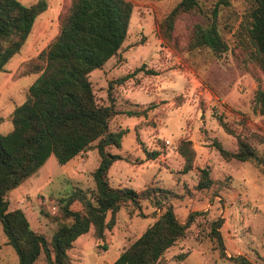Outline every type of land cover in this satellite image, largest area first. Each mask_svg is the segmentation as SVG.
Masks as SVG:
<instances>
[{
  "label": "rangeland",
  "instance_id": "rangeland-1",
  "mask_svg": "<svg viewBox=\"0 0 264 264\" xmlns=\"http://www.w3.org/2000/svg\"><path fill=\"white\" fill-rule=\"evenodd\" d=\"M18 1L28 5L37 0ZM130 1L133 11L122 47L89 76L101 104H109L111 82L118 113L112 117L110 129H126L121 146L109 148L110 153L121 156L108 169L110 185L137 190L150 184L168 188L182 223L188 213L200 212L185 236L165 252L162 264H264V140L251 137L264 138V114L258 112L256 102V91L264 87V76L249 59L241 26L253 0H227V4L198 0L209 17L217 4L215 23L226 44L220 54L207 46L189 48L193 26L208 18L198 10L178 16L172 40L167 43L159 35L158 24L179 0ZM46 3V10L35 19L19 50L0 69L3 134L12 129L13 109L25 100L29 85L39 77L37 68L45 65L39 55L58 35L61 13L68 6L66 0ZM128 110H146V114L129 116ZM218 116L236 133L247 135L263 159L261 165L235 158L225 160L220 155L214 140L230 151L237 149V142L224 131ZM182 138L190 139L196 152L192 170L185 173L184 159L175 150ZM146 151L160 154L152 159ZM99 161L95 148L65 164L51 155L35 174L7 193L9 210L21 208L32 229L50 240L59 225L68 222L62 214L66 200L75 192H95L92 172ZM203 167L209 169L213 183L198 189V169ZM52 206H56L55 213ZM69 208L80 210V201L74 199ZM159 213L153 201L126 202L104 240L96 239L92 230L77 238L68 251L71 263L111 264ZM218 218H222L218 231L224 255L211 234V223ZM0 264H18L1 223ZM33 264H46L44 252Z\"/></svg>",
  "mask_w": 264,
  "mask_h": 264
},
{
  "label": "trees",
  "instance_id": "trees-1",
  "mask_svg": "<svg viewBox=\"0 0 264 264\" xmlns=\"http://www.w3.org/2000/svg\"><path fill=\"white\" fill-rule=\"evenodd\" d=\"M67 8L61 13L59 33L47 50L39 55L44 67L37 68L39 77L29 85L25 100L11 113L12 129L0 132V223L18 257V264H33L41 252L46 264H72L68 251L75 241L89 230L98 240H104L107 230L116 224V215L122 205L130 201H153L160 213L146 229L123 248L111 264H162L165 252L186 234L199 211L187 214L182 223L176 216L168 188L147 185L137 190L131 187H113L109 183L108 169L121 156L109 152V148L120 147L126 129L111 130L110 121L118 113L108 86L109 104L97 101L90 73L101 68L115 56L127 36L133 3L130 0H66ZM219 3L227 4V0ZM47 8L46 0H37L24 5L18 0H0V69L19 50L30 33L35 19ZM198 10L206 18L205 23H196L189 35L190 49L207 46L216 54L225 50L219 29L215 23L217 4L210 17L198 0H179L158 24L160 37L170 43L178 16L184 12ZM245 29L249 59L264 76V0H253L245 18L241 21ZM137 70H142L138 68ZM135 70V71H137ZM147 73L155 74L153 70ZM120 78L119 80L125 79ZM258 112L264 114V87L256 91ZM129 116H141L146 110H128ZM224 131L236 138L237 149L226 150L214 140L213 145L225 160L252 161L261 165L247 135L236 133L218 116ZM252 138L263 142L262 136ZM95 148L100 157L92 172L95 192L73 193L62 207L63 218L50 240L32 229L21 208L9 210L7 193L35 174L51 155L58 163L65 164L81 153ZM184 159L182 172L193 168L196 152L190 139L182 138L175 146ZM159 151H146L149 158H156ZM208 168L198 169V189L209 188L213 179ZM78 199L80 210L69 208ZM109 215V218H107ZM222 218L211 225L221 255L224 244L218 228ZM250 264V263H245Z\"/></svg>",
  "mask_w": 264,
  "mask_h": 264
},
{
  "label": "built area",
  "instance_id": "built-area-1",
  "mask_svg": "<svg viewBox=\"0 0 264 264\" xmlns=\"http://www.w3.org/2000/svg\"><path fill=\"white\" fill-rule=\"evenodd\" d=\"M52 212L55 213L56 212V206H52Z\"/></svg>",
  "mask_w": 264,
  "mask_h": 264
}]
</instances>
